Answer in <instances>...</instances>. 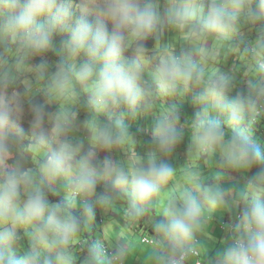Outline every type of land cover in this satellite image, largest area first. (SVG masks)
Here are the masks:
<instances>
[{"label": "clouds", "instance_id": "obj_1", "mask_svg": "<svg viewBox=\"0 0 264 264\" xmlns=\"http://www.w3.org/2000/svg\"><path fill=\"white\" fill-rule=\"evenodd\" d=\"M0 264H264V0H0Z\"/></svg>", "mask_w": 264, "mask_h": 264}]
</instances>
